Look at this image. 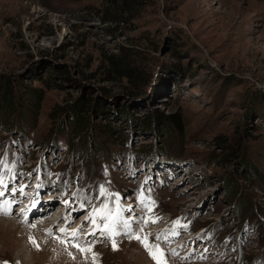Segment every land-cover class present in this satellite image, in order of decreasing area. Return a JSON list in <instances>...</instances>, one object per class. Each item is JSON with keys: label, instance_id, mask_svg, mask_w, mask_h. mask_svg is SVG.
Masks as SVG:
<instances>
[{"label": "rangeland", "instance_id": "obj_1", "mask_svg": "<svg viewBox=\"0 0 264 264\" xmlns=\"http://www.w3.org/2000/svg\"><path fill=\"white\" fill-rule=\"evenodd\" d=\"M119 3L0 0V191L18 201L14 223L0 218V264H157L138 224L115 250L52 238L63 211L83 213L73 198L56 212L60 193L91 205L100 185L121 197L117 218L153 208L135 235L160 264H264V0ZM46 199L49 233L31 227L48 208L19 223ZM78 217L70 227L90 226ZM173 219L187 223L175 235Z\"/></svg>", "mask_w": 264, "mask_h": 264}, {"label": "snow or ice", "instance_id": "obj_2", "mask_svg": "<svg viewBox=\"0 0 264 264\" xmlns=\"http://www.w3.org/2000/svg\"><path fill=\"white\" fill-rule=\"evenodd\" d=\"M0 164L4 165L5 168L8 167L7 164L3 160H0ZM9 171H11V170L9 169ZM10 178L14 179L15 177H10ZM7 187H8V185H7L6 179H5L4 175H3V170L0 169V188L6 189ZM23 188H24V186H21L20 189H19V191L21 193H23ZM16 191H17L16 188H12V192H16ZM4 195H5V192L4 191H0V197H3ZM73 195H76V193H74ZM99 195L100 196H104V197H108V196H116L118 194L110 193L104 187V185H100L99 186ZM97 198H99V197H97ZM12 203H15V201L0 200V211H3L5 209V206L10 207V205ZM64 203L67 205L68 201H65ZM80 207L81 208L84 207L83 203L80 205ZM119 208H120V206L117 205V209H119ZM107 209H108V204H107V201H105L98 208L94 207L93 211L91 213H89V217L86 218V219H91L92 220V224H93L92 232L89 233L90 235H94L95 231L98 230V229L100 231H102V232L110 231L112 226L115 224L116 219L118 217V213H115V214L109 213V212L106 211ZM148 210L150 212L151 208L149 207ZM23 211L24 210L22 209L21 212H23ZM97 214H99L100 218L105 221L104 224H103V228H100V225L97 223ZM152 222H155V220H153ZM122 223H123V226H124L125 229L129 228V222L127 220H123ZM145 223H147V220H145ZM173 225L174 226L175 225H179V219L176 220V221H173ZM184 227H186V225H184ZM46 231L50 232L51 229H46ZM64 231H66L64 228L60 229V232L63 233ZM78 231H79V229L73 230L72 236L75 237ZM112 234L115 235V234H118V233H114L113 232ZM170 234H172V235L177 234L175 232V227L173 228V230H172V232ZM147 235H150V234H146L144 237H141L139 234H137L133 238L139 240L143 244L145 249L149 252V255L151 256V258L153 260H157V264H160V261L158 259L157 253H159L162 256L163 255V250L160 249V246L158 244H150L147 241ZM29 239L31 240L32 238L30 237ZM156 239L157 240H161V239L167 240V236L163 232L157 233L156 234ZM76 246L79 247L78 245H76ZM112 247H113V250L116 249L115 242H113ZM90 250H91L90 248L89 249L81 248V251H90ZM172 253L176 254L174 249L172 250ZM96 255L97 254L93 253V257L94 258H95ZM4 264H7V262H4Z\"/></svg>", "mask_w": 264, "mask_h": 264}, {"label": "bare ground", "instance_id": "obj_3", "mask_svg": "<svg viewBox=\"0 0 264 264\" xmlns=\"http://www.w3.org/2000/svg\"><path fill=\"white\" fill-rule=\"evenodd\" d=\"M16 181V180H15ZM6 191V190H5ZM8 192V191H7ZM11 193V192H10ZM6 195H7V193H5V195L3 196V197H0V199L1 200H8V201H12V199L14 198H17V196H16V193L14 194V192H13V194H11L12 196H13V198H6ZM23 196H24V198H26L27 196L26 195H24L23 194ZM10 197V196H9ZM99 198H97L98 200H100V199H102V197L103 196H98ZM49 198H51V197H49ZM47 201H46V203H44V201H35V204H34V207L33 206H31V209H30V211H28L27 212V215H26V218L25 219H23V220H19V223L20 222H24V221H27V219H30L33 215H34V212L36 211V209L37 210H39V209H42L41 207H45V208H48L49 209V213H47V212H45L44 214H41V215H43L44 217H43V224L45 223V222H47L48 221V214H51L52 213V211L54 210V205H53V202L51 203L50 202V200L49 199H46ZM68 200V199H67ZM15 202H18V201H16L15 200ZM49 203V204H48ZM73 203L76 205V206H80L79 205V201L77 200V201H73ZM147 203V202H146ZM21 203H19V205H20ZM37 204V205H36ZM33 205V204H32ZM71 205L72 206H74L73 204H72V202L70 203L69 201H68V203H67V205L64 207V208H66L67 206H70V208H71ZM14 206V203H12L11 205H10V207H8V206H5V209L3 210V211H0V218H3V219H6V220H8V221H11V222H13L14 223V220H16V219H14V218H8V215H9V213H10V210L11 209H14L15 207H13ZM119 206H123V205H119ZM150 206V205H149ZM20 208V207H19ZM18 208V209H19ZM25 208V207H24ZM68 208V207H67ZM78 208V207H77ZM77 208H75V209H77ZM52 209V211H50ZM153 209V208H152ZM151 209V211H153ZM24 210V209H23ZM71 211L69 212V214H66V211H63V213H62V215L60 216V217H58V218H56V219H54V220H52V222H56V223H58L57 221H59V223L60 222H64L65 223V226L66 225H68V227H62L61 225H60V227H59V229H61V228H64L65 230H67V228H68V230L67 231H64L63 233L61 232V235H62V239L64 240V241H66L67 240V238H68V236L73 232V230H75V229H79L78 228V226H74V227H70V224L72 223V221H74L77 217H78V215L79 214H77V212L74 210V212L72 211L73 209H70ZM120 210H121V208H120ZM23 212H25V210L23 211ZM22 212V213H23ZM121 212H123V210H121ZM7 213V214H6ZM47 213V214H46ZM53 213H54V211H53ZM74 213V214H73ZM12 214H14V213H12ZM64 214H65V216H64ZM72 214H73V216H72ZM77 214V215H76ZM81 214V213H80ZM123 214H125V213H123ZM21 215V214H20ZM19 215V216H20ZM12 216V215H11ZM10 217V216H9ZM37 217L38 218H40L41 220H42V216H39V215H37ZM124 217V216H123ZM61 218H63L62 220H61ZM86 218H88L87 216H85L84 217V219H82L81 221H80V225H81V223H84L85 221H88V219H86ZM34 219V218H33ZM46 219V220H45ZM123 220H122V218H117L116 219V222H115V224L112 226V227H116L117 225H119V224H121V222H122ZM35 222H38V221H35ZM91 222H92V220H91ZM90 222V226L88 227V228H85V229H87V232L88 233H90L91 231H92V229H93V224ZM6 223V222H5ZM58 223V224H59ZM130 223V222H129ZM12 224V223H11ZM18 224V223H17ZM21 224V223H20ZM40 224V223H38V224H36V225H34V226H31L32 228H33V230H36V228H40V226H42L41 228L43 229V228H45V227H47V224ZM143 225V224H142ZM142 225H141V227H142ZM144 226V225H143ZM175 226H173L172 227V230H173V228H174ZM29 228V227H28ZM121 228H123V223L121 224ZM28 231V230H27ZM26 231V232H27ZM125 231V233L124 234H129L130 233V230H129V228L128 229H126V230H124ZM44 232H46V228H45V231ZM176 232V231H175ZM25 233V232H24ZM46 233H49L48 231L46 232ZM30 234V233H29ZM34 234H35V231H34ZM64 234V235H63ZM77 235V234H76ZM120 235H123L122 233H120ZM102 237H105V234L103 233V235H102ZM170 238V239H169ZM49 239H51L50 238V236H49ZM172 238H171V236H170V234H169V232H168V236H167V240H164V244H165V242H166V244L165 245H170L169 246V249H171V246L175 243H170V242H172L173 240H171ZM204 241V240H203ZM207 241H204L203 242V245H201L200 243H198L197 245L198 246H204V243H206ZM209 244V243H208ZM207 244V245H208ZM178 244H176L174 247H176ZM102 246H104V245H102ZM197 246V247H198ZM174 247H173V249H174ZM73 248H75V247H73ZM201 250V249H200ZM199 250V251H200ZM172 251V250H171ZM199 254H201L202 255V253H197V254H195L196 256L195 257H201V255H199ZM204 255V254H203ZM208 256V255H207Z\"/></svg>", "mask_w": 264, "mask_h": 264}, {"label": "trees", "instance_id": "obj_4", "mask_svg": "<svg viewBox=\"0 0 264 264\" xmlns=\"http://www.w3.org/2000/svg\"><path fill=\"white\" fill-rule=\"evenodd\" d=\"M113 1H115V3H117V1L118 2H120L119 4H122V6L124 7V5H129L130 3H133L134 2V0H113ZM115 63H117V61L115 60ZM115 67H117V65H115L114 66V69H115ZM121 69H125V67H122ZM128 72V69L127 70H124L122 73H127ZM8 102V98H6L5 99V103H7ZM85 108V107H84ZM84 110V109H83ZM82 110V111H83ZM79 114H80V112H79V110H75V109H72L71 110V112H70V114H69V116H71L72 117V122H73V118H74V120H75V118H79ZM84 115L82 116V119H79V121H77V123H75L76 124V128L77 129H80V130H82V129H84L85 127H87V124H86V122H85V119H84ZM165 118V117H164ZM67 119V118H66ZM65 121H67V120H65ZM166 121V123L167 122H169V120H165V119H163V122H165ZM173 121V120H172ZM67 122H69V121H67ZM70 124H71V122H69ZM172 124H177V121H174V122H172ZM72 126V125H71ZM107 128H106V131H109V130H111L113 127H112V125H105Z\"/></svg>", "mask_w": 264, "mask_h": 264}]
</instances>
